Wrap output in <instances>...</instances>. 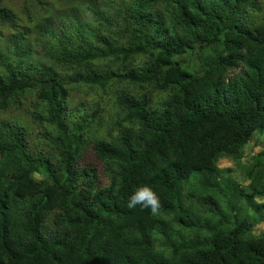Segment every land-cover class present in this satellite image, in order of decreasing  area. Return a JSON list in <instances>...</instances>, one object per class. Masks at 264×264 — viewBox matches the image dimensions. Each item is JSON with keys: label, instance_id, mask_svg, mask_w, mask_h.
<instances>
[{"label": "trees", "instance_id": "obj_1", "mask_svg": "<svg viewBox=\"0 0 264 264\" xmlns=\"http://www.w3.org/2000/svg\"><path fill=\"white\" fill-rule=\"evenodd\" d=\"M261 3L24 0L19 14L0 0V113L32 100L40 129L32 143L23 124L0 120V264H264V233L253 232L264 171L250 192L217 180L219 160L264 133ZM124 84L146 92L117 90L109 122L72 103ZM150 93L162 95L157 107ZM89 149L104 187L78 166ZM142 184L157 215L127 207Z\"/></svg>", "mask_w": 264, "mask_h": 264}, {"label": "rangeland", "instance_id": "obj_2", "mask_svg": "<svg viewBox=\"0 0 264 264\" xmlns=\"http://www.w3.org/2000/svg\"><path fill=\"white\" fill-rule=\"evenodd\" d=\"M51 2L58 4V0H50ZM3 5L11 8L12 10L16 11L17 13L23 12L24 9V0H2ZM262 12L259 14H253V17L256 20H260L261 18H264V0H262L261 3ZM146 61V59H136L133 63L134 68L141 66L143 62ZM126 90L130 91L136 96H140L142 93H145L144 90H134L132 86L128 85H115L111 88V90H108V92L105 94L104 99H99L95 95L89 94L87 90H83L81 93H72V103H78L82 101H87V103L93 105V107H99L102 109V115L104 119L108 120V115L115 113V106L113 103L112 96L114 93L119 90ZM152 98V106L157 107L162 99V95H159L157 93H150ZM31 102H25V100H22V106L20 109H12L7 113H0V120L6 119L12 121H18L21 124H23L29 131L33 133L32 143L37 142L38 139L36 138V134L40 131V129L34 124L30 116L27 114V109L33 110V107L31 103L33 104L32 100ZM98 105V106H97ZM109 122V120H108ZM109 124V123H108ZM105 126V121L104 124ZM100 136L104 137L105 131H100ZM261 154H264V133L255 134L251 140V142L244 148L243 155L239 159H235L233 157H222L219 160L218 167L223 170V172L226 171L220 178H218V182L221 183L222 187L227 186L228 183L235 180L237 184H239L240 189H244L246 192L251 191V186L254 183L255 176L256 178H259L260 175H258V172L264 171V166L260 167L258 165L257 159ZM78 166L80 168L92 166L98 170L99 180L98 184L99 186H106L109 183V178L106 177L103 174L104 171V165L103 162H101L96 155L94 154L93 150L89 149L86 150L84 155L82 156V159L80 160ZM228 171V172H227ZM251 176H250V175ZM193 184L196 185V182L193 181ZM264 185V184H263ZM262 185V186H263ZM229 200L233 201V203L237 204L239 203L240 206H246L247 202L243 199L239 200L236 199L235 196L232 194H229ZM255 201L257 203L264 202V197H261L260 195H256ZM227 198H222L220 201V204L223 206V210L227 211ZM248 206V205H247ZM195 210L197 212H201L202 210L198 207V205H195ZM251 209V208H250ZM250 214H253V210L251 209L249 211ZM210 214V213H209ZM252 216V215H251ZM253 232L255 235H261L264 233V223L256 224L253 227Z\"/></svg>", "mask_w": 264, "mask_h": 264}, {"label": "clouds", "instance_id": "obj_3", "mask_svg": "<svg viewBox=\"0 0 264 264\" xmlns=\"http://www.w3.org/2000/svg\"><path fill=\"white\" fill-rule=\"evenodd\" d=\"M137 206L149 209L152 215L158 214L159 197L151 186L142 184L133 190L128 198L127 207L135 209Z\"/></svg>", "mask_w": 264, "mask_h": 264}]
</instances>
